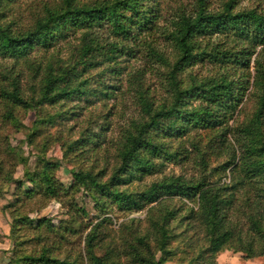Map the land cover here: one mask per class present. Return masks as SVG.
Instances as JSON below:
<instances>
[{
  "label": "trees",
  "instance_id": "trees-1",
  "mask_svg": "<svg viewBox=\"0 0 264 264\" xmlns=\"http://www.w3.org/2000/svg\"><path fill=\"white\" fill-rule=\"evenodd\" d=\"M2 1L12 0H0V7ZM161 1L165 0H59L46 7L32 27L20 30L1 22L0 8V59L31 62L28 85L20 73H0V123L16 122L20 107L39 114L35 124L82 116L68 127L69 131L78 128V137L61 144L63 156L79 162L71 170L73 180L68 187L56 176L60 162L48 159L45 147L38 150L34 171L25 169L31 186L15 179L14 169L19 163L25 166L26 159L10 145L0 126V194L3 186L15 184L13 199L2 208L11 216L7 264H164L174 253L169 248L171 224L180 226L183 221L186 231L198 233L188 235V247L196 252L184 264H216V254L225 249L242 253L245 259L264 258V12L236 9L239 0H224L215 9L210 0H188L165 16ZM75 32H79L78 43L69 60L51 54L33 63L29 57L35 47L46 52ZM152 32L175 50L170 62L153 48L152 40H143L166 68L162 78L166 95L153 96L144 87L140 69L127 75L125 89L123 84L109 85L105 75L113 78L120 71L111 63L99 70L103 62L97 58L103 56L109 62L115 58L113 53L124 49V42L142 34L152 37ZM196 64L210 65L213 72L199 77L188 70ZM95 69L97 77L91 76ZM127 91L139 108L138 116L119 130L116 140L106 138L110 116L117 113L108 110L107 101L118 95L122 99ZM250 96L255 101L250 116L240 125H229L243 99ZM73 101H84L86 106L78 107L82 111L73 110L76 106L66 108ZM96 102H101L104 112L91 111ZM58 106L61 109L54 113L46 111V107ZM102 120L106 126L100 125ZM42 132L38 126L28 144ZM166 138L179 141L176 148L170 150L163 141ZM203 138L213 152L224 147L226 160L210 165L207 153L199 147ZM185 141L196 152L197 175L164 176L144 188L130 189L134 181L155 173L158 161L161 165L189 161L191 152L182 144ZM125 185L129 186L121 188ZM81 189L101 212L87 223L85 210L73 200ZM40 198L71 206L83 217L84 231L89 230L83 231L81 248L73 247L79 230L72 216L57 225L46 218L28 221L20 207ZM144 206L148 207L144 220L131 217L119 224L116 237L107 236L108 210ZM140 222L145 224L142 230L137 229ZM25 229H31L32 235L25 234ZM65 246L73 259L53 255ZM98 247L102 254L96 253Z\"/></svg>",
  "mask_w": 264,
  "mask_h": 264
},
{
  "label": "rangeland",
  "instance_id": "rangeland-1",
  "mask_svg": "<svg viewBox=\"0 0 264 264\" xmlns=\"http://www.w3.org/2000/svg\"><path fill=\"white\" fill-rule=\"evenodd\" d=\"M94 1H101V0H80L81 3H93ZM188 0H165L161 1L160 7L164 8L163 13L165 16L170 15L175 7L177 8L180 4L187 2ZM224 0H210L211 7L213 9L217 8L220 2ZM59 3V0H12V1H2L1 11L3 12V17L1 22L4 24L10 23L12 25V29H26L28 27H32L35 23L36 19L41 16L46 9V7L55 6ZM242 8H256L259 11L264 12V0H239V4L236 9ZM162 24V23H160ZM152 37L142 34L138 39L131 42H124L123 50H119L116 53H113L112 56H115L111 61L104 62L103 56L101 58H97V61L103 62V64L99 65L98 69L102 70L103 67L107 66L108 63H111V66L117 67L120 71V74H117L115 77H110V75L106 74L105 80L109 85H120L123 84L125 89L127 75L130 72L135 70H142L144 73L143 77V84L144 87L149 90V92L159 98L161 96H165L163 84V77L166 72V68L161 66L159 62L156 61V58L152 55L151 49L149 45H144L143 40L152 44L153 48L158 50L160 53L164 54L170 62L173 61L175 57V50L170 46V44L164 40L158 33L152 32ZM79 32L71 33L67 39H59L55 42V46L51 47L48 51H44V49H39L35 47L29 57H32L33 63L36 60H39L44 56V58H48L51 54L54 55L56 58H61L62 60H69L73 54H75L76 44L78 43V36ZM108 42H111L109 40ZM122 46V45H121ZM31 64V62H29ZM29 63L24 62V60L20 59L18 61L11 60V59H0V73H10L14 72L20 73L22 81H25L23 84H30L28 81L30 80V74H28ZM252 65V63H251ZM188 70H192L199 75V77H204L209 75L213 72L212 67L207 64H196L192 67H189ZM212 70V71H211ZM98 70H93L92 75L94 76ZM251 76H253L254 71L251 67ZM28 74V75H27ZM247 74V73H246ZM98 75H95L97 77ZM238 77V75L236 76ZM112 78V79H110ZM244 78V77H243ZM238 79V78H236ZM250 80V78H249ZM252 80V78H251ZM251 91V87L249 88L248 92ZM133 95L127 91V94L122 99L118 96L114 98H110L107 101V108L111 112H117L116 115L112 113L110 116V127L108 131H106V138H113L117 139L119 134V130L125 126H127L128 122L132 118H137L139 108L137 105L133 104ZM67 107L69 106H76L78 110L79 106L84 108L86 103L84 101L78 102L73 101L70 103H66ZM255 101L254 97H245L243 102L241 103L240 107H238L236 113L233 115L232 119L228 121V124L231 126L240 125L243 123L252 113L254 110ZM82 108L79 110L82 111ZM110 108V109H109ZM61 109L60 106L57 108L46 107V111L49 113H54L56 110ZM65 109V108H64ZM2 110V106L0 103V111ZM78 110V111H79ZM105 111V108L102 107L101 102H96L95 107L91 108V111L95 114L97 111ZM1 113V112H0ZM18 116V120L10 124H3L0 123V126H3L2 130L8 137V142L11 146L17 148L21 155L26 159L25 166L21 163L17 164L16 168L14 169L13 176L17 180H23L27 186H31L28 182L27 178L24 176L25 169L29 171H34L36 164H37V153L38 150L45 147V156L50 160H58L60 165L56 171L57 178L64 184V186L68 187L72 183L73 177L71 170L79 166V162L70 159L69 157L63 156V149H62V142H66L68 140H72L78 137V128L72 131L68 130L70 125L76 123L79 119L81 120L82 116L75 117L77 119L75 121L74 118H69L67 120L57 119L54 123H42V124H35V120L39 118V114L37 115L34 110H25L24 108H17L16 113ZM46 115V114H45ZM44 115H41L42 118ZM39 122V121H38ZM103 123V126H106L105 121H100ZM16 124V126H15ZM40 126V130L43 131L41 134L37 135L33 144H28L27 140L29 137H32L36 131V128ZM97 128V127H95ZM97 130V129H96ZM232 135H228L227 139L230 144H233L235 147V142L233 141ZM195 138H198L195 136ZM164 143L171 149L176 148L179 141L171 138L163 139ZM104 145L106 144L105 141ZM207 140L203 138L200 141L199 147L202 148L206 153L207 157L209 158V163L212 166L217 165L218 163L226 160L227 152L224 147L217 149L216 152L211 151L210 147L206 145ZM37 144V146H36ZM185 145V148L190 150L191 155L189 161L186 162H166L161 165V161L157 162L156 172L150 176H145L143 180H136L132 184H130V189L138 190L148 186L151 182L157 181L164 176H183V177H190L192 175H197L199 170L197 169L194 162L198 159L195 158L196 152H193V149L188 141L182 143ZM108 143L105 145L107 146ZM36 146V147H35ZM110 144L107 148H109ZM110 147L108 158H110V162L112 164L114 159V150ZM195 158V159H194ZM225 179L226 181L230 180V172L228 170L225 172ZM219 176V175H218ZM211 178L216 179V175H211ZM129 185L121 186L127 187ZM15 190L14 183H8L2 188V193L0 194V264H7L9 261V257H11L10 249L12 248L11 239L9 237L10 232V224H11V216L10 213L4 212L2 208L8 204L9 200L13 199V192ZM75 204L77 207H81L85 210L86 216L84 218V222L87 223L88 221L95 219L96 217L100 216V211L94 207V202L92 201L89 194L81 189L79 190L73 197ZM186 204L191 205L187 199H184ZM147 206L134 209V210H121L115 207L113 210H108L107 215L111 218L109 224L106 225V234L107 236H115L117 235V229L121 222L125 220L136 217L141 220H144L147 214ZM20 210L26 214V216L30 219L28 221L35 222L38 219L46 218L50 220L55 225H57L60 220H68L69 217H73L78 222H75L74 225L78 226L79 233L75 238L73 243V247L82 246L81 238L84 236V226H82L83 217L79 213H77L71 206L63 205L59 203L57 200L51 199H34L32 201L26 202L24 206L20 207ZM185 212V211H184ZM186 221H183L182 225H178L176 222L171 224L172 226V239L169 245V248L173 250V254L170 256L164 264H184L186 261L189 260L190 257L194 256L196 252L195 248L188 247V235L198 234L193 231H186L185 227ZM33 224H31L32 226ZM138 226V230H142L144 227V223L140 222L136 224ZM31 230V229H30ZM29 229L23 230L25 234L29 233V236L32 234L30 233ZM89 228H87L85 232H87ZM81 232V233H80ZM197 236V235H196ZM111 238H108V240ZM153 244V243H152ZM27 246H32L28 244ZM69 250V249H68ZM65 246V250L62 249V252L58 251L53 255H56L60 258H68V260L73 259L69 256V251ZM69 252V253H68ZM97 254H102L103 251L96 249ZM240 252H234L229 249L221 250L216 254L215 261L216 264H257L259 260L261 264H264V258L259 256L251 259H245L241 255ZM157 256H160L157 253ZM183 260V261H182ZM249 260V261H247ZM247 261V262H246ZM249 262V263H248Z\"/></svg>",
  "mask_w": 264,
  "mask_h": 264
},
{
  "label": "crops",
  "instance_id": "crops-1",
  "mask_svg": "<svg viewBox=\"0 0 264 264\" xmlns=\"http://www.w3.org/2000/svg\"><path fill=\"white\" fill-rule=\"evenodd\" d=\"M247 261H249V260H247ZM247 261H246V262H247ZM248 263H249V262H248ZM257 264H261V262L258 260V261H257Z\"/></svg>",
  "mask_w": 264,
  "mask_h": 264
}]
</instances>
